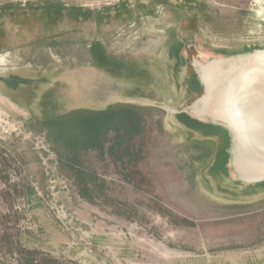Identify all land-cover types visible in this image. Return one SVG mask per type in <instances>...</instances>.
Masks as SVG:
<instances>
[{
	"label": "rangeland",
	"instance_id": "1",
	"mask_svg": "<svg viewBox=\"0 0 264 264\" xmlns=\"http://www.w3.org/2000/svg\"><path fill=\"white\" fill-rule=\"evenodd\" d=\"M255 49L264 0H0V76L46 95L0 93V264H264V186L174 114L193 66ZM123 109L138 131L60 161L58 126Z\"/></svg>",
	"mask_w": 264,
	"mask_h": 264
},
{
	"label": "water",
	"instance_id": "2",
	"mask_svg": "<svg viewBox=\"0 0 264 264\" xmlns=\"http://www.w3.org/2000/svg\"><path fill=\"white\" fill-rule=\"evenodd\" d=\"M200 65L214 69L217 93L214 92L216 95H213L210 100L207 99L208 90L196 69V64L193 66L194 72L202 87V93L196 95L190 105L174 112L175 116L186 115L218 129L223 137L225 135L228 139L226 171L232 169L235 173L240 174L250 184L248 188L263 187L261 185L264 184V177L247 180L236 166L237 137L234 126L238 122H246V120L248 124H251L249 122H252V118L257 120L264 109V50L255 49L225 58H213L209 63ZM194 109L202 114L195 115ZM253 128L256 131L254 126ZM253 136L252 139L255 141L259 139L258 133ZM252 147L258 149L254 144ZM257 169L260 168L256 166L250 170Z\"/></svg>",
	"mask_w": 264,
	"mask_h": 264
},
{
	"label": "trees",
	"instance_id": "3",
	"mask_svg": "<svg viewBox=\"0 0 264 264\" xmlns=\"http://www.w3.org/2000/svg\"><path fill=\"white\" fill-rule=\"evenodd\" d=\"M249 52V51H245ZM189 84V92L195 93L196 95H200L202 93V87L197 80V77L195 74H192L191 77H189L188 80ZM77 113V111H72L69 113V116L67 118H71V115L73 113ZM87 111H79L78 113H85ZM103 112V111H102ZM102 112H96L92 113L90 117L87 116H81L77 118L73 124L71 125V129L73 128L72 132L74 133H66V125L65 127H57V131H54L52 133L53 135V141L55 145L57 146L56 150L58 153V156L60 157V161L63 162V158L70 159V164L72 170H75V165H77L78 158L77 154L80 153L82 150H87L92 147L99 146L103 142V135L108 130V128L112 127L115 130L117 139L120 140L121 134L120 131L125 130V133L128 135L133 134V132L138 131V121L136 119V114L132 110L123 109L121 111H118L117 113H113L111 111H107L105 113ZM91 114V113H87ZM186 115L177 116V119L179 123L186 128H188L191 131L200 132L204 136H216L217 132L220 133V131L212 126L203 124L201 122H198ZM187 121H185V119ZM192 120V123L190 122ZM194 122V124H193ZM130 123V124H129ZM60 124V123H58ZM63 124V123H61ZM191 124V125H189ZM196 127V128H195ZM51 129V128H50ZM224 141H225V147L221 151L222 155V165L223 170L226 172V164H227V148H228V139L224 135ZM62 150V151H60ZM219 166V161L215 167ZM261 186H264L261 185Z\"/></svg>",
	"mask_w": 264,
	"mask_h": 264
},
{
	"label": "bare ground",
	"instance_id": "4",
	"mask_svg": "<svg viewBox=\"0 0 264 264\" xmlns=\"http://www.w3.org/2000/svg\"><path fill=\"white\" fill-rule=\"evenodd\" d=\"M197 69L203 83L207 87V99L210 100L213 95H216L214 92L217 93L215 86L216 81L214 78V69L211 67L200 65L198 63ZM194 114L199 116L202 113L197 109H194ZM185 121L187 120L185 119ZM190 122L192 123V120H190ZM249 123L251 124H248L246 120V122H238L234 126V132L237 137L236 166L247 180H257L264 177V109L257 120L255 118H252V122L250 121ZM253 126L255 127L256 131L254 130ZM255 133L259 134V139L257 141L252 139ZM252 144L256 145L258 149H254L252 147ZM256 166L260 169L253 171L250 170L252 167Z\"/></svg>",
	"mask_w": 264,
	"mask_h": 264
},
{
	"label": "flooded vegetation",
	"instance_id": "5",
	"mask_svg": "<svg viewBox=\"0 0 264 264\" xmlns=\"http://www.w3.org/2000/svg\"><path fill=\"white\" fill-rule=\"evenodd\" d=\"M129 81L130 82L132 81L131 78L130 80L128 78V82ZM29 85L30 84L28 82L25 83L21 81V78L19 79L17 75L0 76V86L2 88L0 93L9 96L11 99H14L13 101L19 105H25L29 101L31 94L32 95L36 94L35 96L38 98L37 101L39 103L40 101H42V99H44L45 94L35 93V92L30 93ZM39 85H44V84L41 83ZM187 89L189 88L187 87ZM55 99L56 96L54 93L52 94L50 93L49 95H47V100L50 102V104H54Z\"/></svg>",
	"mask_w": 264,
	"mask_h": 264
}]
</instances>
